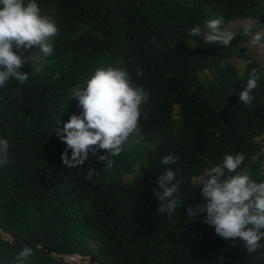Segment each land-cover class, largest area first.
Returning a JSON list of instances; mask_svg holds the SVG:
<instances>
[{
  "label": "trees",
  "instance_id": "1",
  "mask_svg": "<svg viewBox=\"0 0 264 264\" xmlns=\"http://www.w3.org/2000/svg\"><path fill=\"white\" fill-rule=\"evenodd\" d=\"M37 3L59 32L50 62L40 71L27 62L21 70L29 73L28 81L10 79L0 88V138L10 145V162L0 166V264H14L25 245L34 252L26 264H264L246 252L243 241L233 246L218 236L203 222L206 213H187L189 206L206 203L194 176L222 163L225 154L244 153L240 170L250 165L252 171L245 172L264 181L251 158L260 148L256 137L264 134V75L251 93V107L239 100L251 70L264 74V67L250 59L241 70L229 59L250 36L233 31L236 37L225 47L189 35L191 27L204 29L207 19L219 16L223 27L249 17L264 25V0ZM107 66L127 68L149 93L141 131L127 143L142 136L154 145L139 152L143 161L131 181L122 174L133 169L136 157L124 148L111 157V168L99 159L109 152L93 146L83 167L70 169L62 162L67 145L55 132L59 119L63 127L83 111L72 91ZM141 68L143 75H136ZM168 154L179 157L175 165L161 163ZM92 166L99 174L87 180ZM168 167L183 180V207L171 218L156 211L154 195ZM81 206L86 210L77 212ZM67 255L83 261L65 260Z\"/></svg>",
  "mask_w": 264,
  "mask_h": 264
},
{
  "label": "clouds",
  "instance_id": "2",
  "mask_svg": "<svg viewBox=\"0 0 264 264\" xmlns=\"http://www.w3.org/2000/svg\"><path fill=\"white\" fill-rule=\"evenodd\" d=\"M53 13L55 9L52 10ZM222 16L209 18L201 26L189 29L191 37L203 36L205 44L230 45L236 33L226 30ZM59 29L53 16L43 13L37 0H0V88L6 86L10 79L23 85L29 79V73L21 69L27 63L18 54L17 49H31L36 46L44 55L54 52L53 38ZM245 37H251L250 43L259 46L264 41V34L253 33L252 26L243 28ZM155 42V41H153ZM224 65L222 64L221 67ZM136 75H143V69H137ZM262 73L256 68L251 70L246 86L239 93L241 103L251 107L256 88ZM72 98L78 99L83 109L80 115L73 114L68 122L59 119L55 132L66 143L62 162L70 169L83 167L89 159V152L95 153L93 146L107 150L110 155L100 156L105 167L113 166V159L123 151V146L130 136L141 131L140 120L142 106L148 101L149 93L143 86L136 84L127 68L100 67L89 78L85 85L77 86L72 91ZM147 119V114H143ZM9 141L0 138V166L9 161ZM71 149V158L68 150ZM179 157L165 155L163 165H175ZM246 159L244 153L225 154L222 163L211 167L199 185L201 186L202 205L189 206L187 213L196 217L206 213L204 223L213 226L215 233L225 241L244 242L248 254H257L258 261L264 260V181L257 182L251 174L241 171ZM95 166L89 167L87 180L98 175ZM177 171L168 167L158 176L154 191L159 202L156 209L160 214L171 218L178 207H183L178 195L182 178H177ZM34 255L33 249L25 245L14 257V264H26Z\"/></svg>",
  "mask_w": 264,
  "mask_h": 264
},
{
  "label": "rangeland",
  "instance_id": "3",
  "mask_svg": "<svg viewBox=\"0 0 264 264\" xmlns=\"http://www.w3.org/2000/svg\"><path fill=\"white\" fill-rule=\"evenodd\" d=\"M247 25L252 26L253 33L261 32L264 34V25L261 24L258 20L253 18H242V19H234L230 21L228 24L224 26L226 30L229 31H239L243 30V28ZM204 30V29H202ZM201 37H203L201 35ZM251 39V37H250ZM18 54H21L28 63H31L34 66L35 71H40L41 68L48 62H50L49 55H44L40 52V49L36 46H33L31 49H17ZM232 62L236 63L238 67L243 70L245 64L250 59H259L261 61V65L264 67V41L261 42L259 46H254L250 43V40L247 41L245 44L242 45L240 50V54L238 56H233L229 58ZM203 76L205 78H210L211 73L206 71ZM177 112V111H176ZM175 118H178L177 113H175ZM257 142L259 143V150L255 154L252 155V161H255L259 172H264V134L261 136L256 137ZM154 143H150L146 141L142 136L135 138L133 141L126 143L123 148L133 154L136 159L133 166V169L130 172H126L122 174V178L125 181H131L138 173L139 166L141 165L143 158L139 156V152L148 148L152 147ZM209 169L203 171L201 174L194 176L193 181L197 186H200L199 183L202 182L204 177L207 175ZM245 171H252V166H247ZM86 210L85 206H81L78 208L77 212H83ZM4 237L10 238L7 233H2ZM88 242L90 245L97 249V244L93 241V239L89 238ZM77 258V257H76Z\"/></svg>",
  "mask_w": 264,
  "mask_h": 264
},
{
  "label": "built area",
  "instance_id": "4",
  "mask_svg": "<svg viewBox=\"0 0 264 264\" xmlns=\"http://www.w3.org/2000/svg\"><path fill=\"white\" fill-rule=\"evenodd\" d=\"M64 259L65 260H69L71 262H80V261H83V258L81 256H79V255H67V256H64Z\"/></svg>",
  "mask_w": 264,
  "mask_h": 264
}]
</instances>
